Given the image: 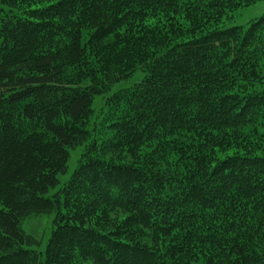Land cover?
<instances>
[{"label":"trees","instance_id":"trees-1","mask_svg":"<svg viewBox=\"0 0 264 264\" xmlns=\"http://www.w3.org/2000/svg\"><path fill=\"white\" fill-rule=\"evenodd\" d=\"M258 1L0 0V264H264Z\"/></svg>","mask_w":264,"mask_h":264},{"label":"rangeland","instance_id":"rangeland-1","mask_svg":"<svg viewBox=\"0 0 264 264\" xmlns=\"http://www.w3.org/2000/svg\"><path fill=\"white\" fill-rule=\"evenodd\" d=\"M5 6L0 3V10L4 9ZM0 15L2 12L0 11ZM264 15V0H260L246 8L238 10L234 14V19L230 22L225 24L226 28L229 27H242L246 29L249 23L255 19H258ZM143 79V74L140 71L135 72L131 77L122 80L116 84H114L110 91L96 96L91 104V111L92 115L90 118L91 123L100 125L99 122L101 121L103 112L105 111V102L106 99L113 93L117 92L118 90H123L131 87L134 84L139 83ZM259 133H264V125L258 129ZM83 150V147H78L74 150L69 151V162H68V169L65 175H59L58 180L60 184L64 183L71 175L73 170L76 168L79 156ZM58 188H51L49 193L45 195V197H51L53 193L57 191ZM54 218V214L50 215H42L37 217H30L25 219L22 222L21 228L22 230L33 237H35L40 244L38 246L33 245L29 248L36 250L42 253L45 250L48 237L52 230V221Z\"/></svg>","mask_w":264,"mask_h":264}]
</instances>
